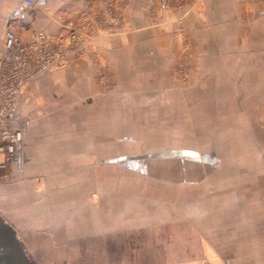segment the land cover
Instances as JSON below:
<instances>
[{
	"label": "rangeland",
	"instance_id": "374dc122",
	"mask_svg": "<svg viewBox=\"0 0 264 264\" xmlns=\"http://www.w3.org/2000/svg\"><path fill=\"white\" fill-rule=\"evenodd\" d=\"M94 84L97 95L113 98L112 114L85 112L79 104L54 111L45 100L33 98L36 117L50 129L38 144L54 146L61 157L40 164L37 179L30 173L17 184L99 185L87 186L89 197L70 212L86 214V222L79 224L90 235L85 246L66 240L64 246L45 249L42 233L30 229L22 211L30 203L7 202L13 205L11 214L26 220L15 226L33 263L113 264V231L129 228L134 236L124 259H139V251L148 248L144 257L151 263L264 264V94L247 97L252 106L247 110L245 98L235 94L228 101L215 95L208 103L205 96L196 100L190 94L134 95L116 104L120 85L106 60L94 62ZM126 137L132 140L121 141ZM180 149L216 155L215 169L187 158L139 161L133 166L150 168L143 175L121 169L115 159ZM73 150L95 156L78 157ZM12 169L2 172L1 186L11 183ZM96 194L98 200L90 202Z\"/></svg>",
	"mask_w": 264,
	"mask_h": 264
},
{
	"label": "crops",
	"instance_id": "0c3cea01",
	"mask_svg": "<svg viewBox=\"0 0 264 264\" xmlns=\"http://www.w3.org/2000/svg\"><path fill=\"white\" fill-rule=\"evenodd\" d=\"M114 1L113 14H105L100 0H36L37 8L29 18L30 29L25 30L21 25L17 27L22 36L32 31L56 33L61 31L57 16L75 20L84 12L104 14L111 26L120 22L128 26V31L124 33L102 32L89 47L88 55L37 79L29 87L33 96H26L22 102V114L29 117L31 123L26 148L11 171V183L4 187L0 185V214L17 230L15 222L20 220L11 214L13 205L9 206L8 203L20 200L30 203L28 207L23 206L22 211L27 215L30 229L42 233L39 237L45 240L41 245L45 249L51 245L64 246L66 240H81L80 244L86 245L85 241L90 235L79 226L81 222H86L83 219L86 214L80 212L73 215L70 212L78 202L87 200V186L95 188L99 185L94 181L93 185L82 182L17 184L18 180H24L30 173L37 179L41 175L40 164L61 157L54 146L44 148L38 144L42 132L47 134L50 129L43 126L47 123L44 118L36 117L38 106L32 102L35 96L45 100V105L54 111L69 110L79 104L85 112L106 110L112 114L113 98L106 99L96 94V60L109 62L120 85L119 93L114 96L116 104L134 95L190 94L196 100L198 96H205L204 102L208 103L215 95L227 96L228 101L229 96L235 94L245 98L242 104L247 110L252 107L247 97L264 94V0ZM20 2L0 0V46L4 19L11 10L19 7ZM128 139L126 137L121 141ZM73 152L78 157L95 156L91 152ZM147 154L151 153L115 158L119 160L116 164L121 169L148 175V166H133L139 161H148L142 159ZM205 155L218 160L216 155ZM202 163L208 164L211 171L217 164ZM98 196L96 194L89 201H97ZM113 218L116 220L115 216ZM126 229L113 231V264H201L197 260L151 263L149 256L144 257V254H149L148 248L139 251L142 255L139 259H124L122 256L131 251L129 240L134 236V232L129 233V228ZM140 233L143 236V232ZM27 253L30 255L29 251ZM222 264L231 263L226 261Z\"/></svg>",
	"mask_w": 264,
	"mask_h": 264
},
{
	"label": "built area",
	"instance_id": "2783aa9c",
	"mask_svg": "<svg viewBox=\"0 0 264 264\" xmlns=\"http://www.w3.org/2000/svg\"><path fill=\"white\" fill-rule=\"evenodd\" d=\"M100 4L105 14H113L114 0H100ZM36 8V0H21L4 19L0 46V178L4 170L14 167L23 149L29 121L21 105L26 96H33L30 85L88 55L89 47L102 32L128 31L125 22L111 26L104 14L84 12L75 20L57 16L60 32L32 31L22 36L17 27L29 30V18Z\"/></svg>",
	"mask_w": 264,
	"mask_h": 264
},
{
	"label": "water",
	"instance_id": "95a60500",
	"mask_svg": "<svg viewBox=\"0 0 264 264\" xmlns=\"http://www.w3.org/2000/svg\"><path fill=\"white\" fill-rule=\"evenodd\" d=\"M189 158L215 165V157L190 150L162 151L144 155V160ZM0 264H34L23 245L17 230L0 214Z\"/></svg>",
	"mask_w": 264,
	"mask_h": 264
}]
</instances>
